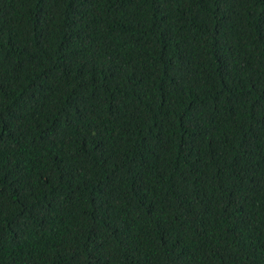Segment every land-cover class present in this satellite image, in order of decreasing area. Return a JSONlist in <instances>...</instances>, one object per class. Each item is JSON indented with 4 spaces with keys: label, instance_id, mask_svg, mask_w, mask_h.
<instances>
[{
    "label": "trees",
    "instance_id": "obj_1",
    "mask_svg": "<svg viewBox=\"0 0 264 264\" xmlns=\"http://www.w3.org/2000/svg\"><path fill=\"white\" fill-rule=\"evenodd\" d=\"M0 264H264V0H0Z\"/></svg>",
    "mask_w": 264,
    "mask_h": 264
}]
</instances>
